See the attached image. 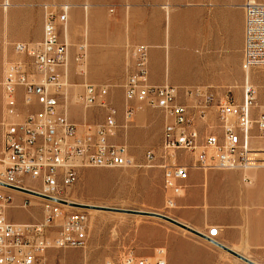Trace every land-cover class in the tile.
<instances>
[{
  "label": "built area",
  "instance_id": "1",
  "mask_svg": "<svg viewBox=\"0 0 264 264\" xmlns=\"http://www.w3.org/2000/svg\"><path fill=\"white\" fill-rule=\"evenodd\" d=\"M243 8L241 66L245 78L241 100L228 95L216 98L201 86L180 88L169 83L153 84L147 46L134 45L130 49L133 65L123 84L124 116L127 122L132 121L135 103L146 104L163 114L158 161L163 170L168 207H174L176 197L183 194L192 168L210 171L264 167V150L251 147L254 129L264 138V111L254 115L257 95L249 79L252 70L264 67V2L246 0ZM43 9L42 39L35 44L14 43L20 58L8 63L2 81L6 115L2 121L0 159L3 165L0 264H52L46 258V250L84 246L89 233V211L68 203L64 192L74 185L82 167L135 165L127 145L111 141L118 124L108 86L84 81L83 93L78 96L84 107L98 105L106 111L105 120L94 131L79 134L76 124L69 119L67 108L60 101L68 90L65 75L61 73H65L69 56L68 44L61 40L59 26L68 21L70 6L44 4ZM84 58L81 46L77 61L82 63ZM19 91L27 111L18 121L15 117L20 114ZM155 158L154 152L146 153L148 161ZM16 193L27 197L23 207L30 204L28 197L49 204L42 221L14 222L8 218L6 208ZM218 231L215 226L209 227L204 235L216 242ZM97 264H168V259L166 250L158 248L150 257L126 252L118 259Z\"/></svg>",
  "mask_w": 264,
  "mask_h": 264
},
{
  "label": "rangeland",
  "instance_id": "2",
  "mask_svg": "<svg viewBox=\"0 0 264 264\" xmlns=\"http://www.w3.org/2000/svg\"><path fill=\"white\" fill-rule=\"evenodd\" d=\"M245 1L7 0L9 4L6 6V0L0 1V94L8 63L20 58L14 50V43L24 41L35 44L41 40L44 4H68L67 24L59 26L61 40L68 42L69 56L67 72L61 73L63 76L66 74L68 84L66 94L61 95V104L67 108L68 117L76 124L79 134L94 131L105 120L106 111L98 105L84 107L78 101V96L83 93L84 81L108 86L109 100L116 111L118 124L111 141L126 144L135 161V165L129 167L80 168L74 185L64 192V198L102 207L153 211L168 216L172 214V208L166 204L163 170L158 161L163 114L146 104L135 103L132 121L127 122L124 116L123 84L133 65L130 49L134 45L147 46L148 70L154 84L201 86L213 92L216 98L228 95L241 100L245 78L242 75L236 80L223 81L224 85H221L222 81H186L183 78L203 75L196 72L203 71L199 65L213 61L215 41L221 40V35L217 36V27L237 26V21L227 22L229 17L217 14L216 9L237 8L243 11ZM164 5H168V13ZM64 27H67L66 32ZM167 41L168 48L165 47ZM2 42L6 44L5 57ZM84 43H87V50L85 60L80 63L77 58ZM175 51L180 53L176 56ZM183 61L191 63L195 71L188 73L175 67V63ZM82 67L85 74L81 72ZM254 70H264V67ZM17 97L21 100L20 91ZM26 111L23 104L19 105L20 114L15 119L21 120ZM211 119H214V111ZM80 128L83 133H80ZM3 133L0 124V159ZM148 151L154 152L156 158L148 161ZM25 198V195L15 194L13 202L6 208L8 218L14 222L42 221L49 204L42 199L28 197L30 204L23 207ZM97 209L100 211H89V233L84 246L48 249L45 254L50 263L97 264L106 259H118L126 252L150 257L158 248H164L168 264H248L225 252L218 244L205 242L198 235L166 220ZM240 251L248 252L247 249Z\"/></svg>",
  "mask_w": 264,
  "mask_h": 264
},
{
  "label": "crops",
  "instance_id": "3",
  "mask_svg": "<svg viewBox=\"0 0 264 264\" xmlns=\"http://www.w3.org/2000/svg\"><path fill=\"white\" fill-rule=\"evenodd\" d=\"M5 3L9 4L7 0ZM164 8L168 13V5H164ZM216 12L219 15L228 16L227 22L237 21V26L217 27V36L221 35V40L215 41L213 61L199 65L203 71L197 70L196 72L203 75H189L183 80L229 82L239 79L241 75L245 77L241 66L244 47V8L243 11L237 8H218ZM5 45L2 42L3 57L6 55ZM165 47H169L168 41ZM178 53L180 52L175 51L176 56ZM175 67L188 73L195 71L189 62L175 63ZM249 79L256 88L257 99L254 115L257 116L264 111V70H252L249 73ZM224 82L221 85H224ZM178 87L185 88L184 86ZM258 88L261 93L260 99H258ZM19 105H22V97L21 100L19 99ZM5 115L3 87L1 86L0 124ZM251 147L254 150H264V138L258 136L256 129L252 131ZM245 177H248L249 181L245 180ZM175 202L170 217L202 234L207 233V226H215L219 230L216 238L218 243L258 264H264V167L243 171H202L192 168L184 183L183 194L176 197ZM201 239L208 242L203 237ZM240 249H247L248 252H241Z\"/></svg>",
  "mask_w": 264,
  "mask_h": 264
},
{
  "label": "water",
  "instance_id": "4",
  "mask_svg": "<svg viewBox=\"0 0 264 264\" xmlns=\"http://www.w3.org/2000/svg\"><path fill=\"white\" fill-rule=\"evenodd\" d=\"M73 205H76V206H86V205H81V204H77V203H71ZM99 208H103V209H111V210H116V211H122V212H125V213H132V214H142V215H147V216H153V217H157V218H160V219H163V220H166L172 224H175L183 229H186L196 235H199L211 242H215L211 239H209L207 236H205L204 234L200 233L199 231L191 228L190 226L166 215V214H162V213H158V212H153V211H144V210H138V209H126V208H115V207H99ZM217 243L221 248H223L224 250L228 251L229 253H231L232 255H234L235 257L243 260L244 262L248 263V264H258L256 263L255 261L249 259L248 257H245L244 255L238 253L237 251L225 246V245H222L220 243H218L217 241L215 242Z\"/></svg>",
  "mask_w": 264,
  "mask_h": 264
},
{
  "label": "bare ground",
  "instance_id": "5",
  "mask_svg": "<svg viewBox=\"0 0 264 264\" xmlns=\"http://www.w3.org/2000/svg\"><path fill=\"white\" fill-rule=\"evenodd\" d=\"M67 23H65V25H66ZM64 31L66 32L67 31V27H64ZM67 44H68V42H67ZM81 46H83L84 47V52H85V54H86V50H87V43H84V44H82ZM84 60H85V58H84ZM82 68H84V67H82ZM81 68V72L82 73H84L85 74V68L84 69H82ZM67 72V67L65 68V73ZM64 79L67 81V76H66V74H65V76H64ZM67 114H68V111H67ZM127 126V125H126ZM80 133H83V131H82V128H80ZM3 169V165L2 164H0V170H2ZM249 169H257V168H247V169H244V170H249ZM245 180H247V181H249V178L248 177H245ZM66 199V198H65ZM67 201H68V203H77V204H81V205H86V206H78V207H88L89 209H88V211H94V212H99L100 210L99 209H97V208H99V207H102V206H97V205H92V204H84V203H78L77 201H75V200H73V199H70V198H67L66 199ZM92 207V208H91ZM94 207V208H93ZM205 239V238H204ZM205 240H207V239H205ZM208 242H210L209 240H207ZM211 243V242H210ZM213 244H216L215 242H213ZM158 250V249H157Z\"/></svg>",
  "mask_w": 264,
  "mask_h": 264
}]
</instances>
